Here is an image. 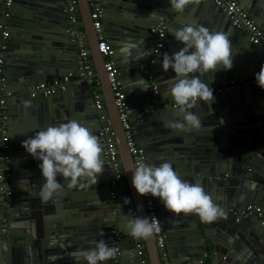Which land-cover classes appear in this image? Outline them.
Instances as JSON below:
<instances>
[{
  "label": "water",
  "instance_id": "obj_1",
  "mask_svg": "<svg viewBox=\"0 0 264 264\" xmlns=\"http://www.w3.org/2000/svg\"><path fill=\"white\" fill-rule=\"evenodd\" d=\"M70 1L75 3L68 13L65 7ZM235 1L264 32V0ZM99 6L102 34L113 52L111 58L129 118L134 124L140 118L135 124L136 141L146 163L159 166L171 162L182 179L200 184L224 209L225 216L205 223L194 213H170L155 197L158 216L164 223V250L158 251L153 238L134 239L126 234L128 218L148 216L132 185L129 169L133 165L118 112L110 104L112 92L87 2L11 0L1 88L8 95L6 126L13 195L8 211L0 197V264H77L70 253L88 250L101 239L118 250L106 264H264V224L255 214L237 220L247 206H257L264 215V90L255 80L264 65V52L231 27L212 0L186 6L183 13L170 10L169 0H99ZM69 17L75 22L70 23ZM160 22H166L164 47L161 53L152 54L154 30ZM184 25H202L212 32L229 34L234 52L232 69L205 74L203 82L251 81L247 88L214 96L210 106L198 104L191 109L200 115L204 126L193 132L164 126L180 118L169 95L170 82H161L176 74L171 68L163 70L162 58L184 46L169 33ZM77 38L83 43L80 47ZM82 49L91 57L101 83V109L96 108L86 80L71 83L48 98L27 99L28 89L38 84L68 73L77 79ZM152 85L157 87L155 95L150 91ZM68 120L89 128L98 140L102 127L113 132L124 180L115 198L109 189V170L104 166L96 184L81 181L83 186L69 187L68 180L58 175L63 191L47 203L41 201L40 186L45 182L38 167L41 161L27 153L22 142L37 131ZM4 217L8 219L5 229ZM14 224H26L34 230ZM113 239H117V246Z\"/></svg>",
  "mask_w": 264,
  "mask_h": 264
},
{
  "label": "clouds",
  "instance_id": "obj_2",
  "mask_svg": "<svg viewBox=\"0 0 264 264\" xmlns=\"http://www.w3.org/2000/svg\"><path fill=\"white\" fill-rule=\"evenodd\" d=\"M169 3L170 10L183 13L186 6H199L201 0H169ZM169 33L184 46L173 55L165 53L162 58L163 70L166 72L171 68L176 74L167 81L171 84L169 95L177 106L175 114L180 118L168 121L164 126L184 132L199 131L204 127L202 119L190 110L198 104L210 106L214 102V90L201 77L221 68L231 70L233 46L228 33L212 32L202 25H184ZM255 80L264 90V65L255 74ZM22 146L34 159L41 161L38 167L45 182L40 186L39 196L44 203L63 191L64 185L58 182V175L68 180L69 187H75L83 186L81 181L96 184L98 175L104 171L103 149L98 138L76 120L37 131L24 140ZM129 171L133 173L132 185L136 192L141 196L158 197L172 214L194 213L205 223L225 216L224 209L213 202L211 195L200 184L182 179L171 162L156 166L137 161ZM13 227L34 230L26 224H14ZM125 227L131 238L149 240L161 231V222L134 216L127 219ZM117 254L115 246H109L102 239L88 250L77 249L70 253L77 264L81 260L86 264H106Z\"/></svg>",
  "mask_w": 264,
  "mask_h": 264
},
{
  "label": "built area",
  "instance_id": "obj_3",
  "mask_svg": "<svg viewBox=\"0 0 264 264\" xmlns=\"http://www.w3.org/2000/svg\"><path fill=\"white\" fill-rule=\"evenodd\" d=\"M89 8V18L92 23V28L97 36V50L102 55L104 59L103 68L106 72V78L109 83V87L113 93V102L114 106L118 112V118L120 121V126L123 130L124 141L127 148V152L130 156L132 165L134 166L137 161L146 162L145 153L142 148H140L136 141V126L129 118L125 101V95L121 90L120 82L117 77V71L114 67L112 61V51L108 48V45L102 34V21H101V9L99 6V0H85ZM215 7L220 11L224 18L229 22L230 26L239 32L243 33L249 43L255 47H258L264 52V32L254 24L252 19L243 11L239 4L235 0H212ZM74 1H70L65 10L68 13H71L74 5ZM11 0H4L3 6L4 10L0 15V197L3 199L2 206L5 208V211L9 210L11 204V197L13 195L12 191V170H11V157L9 154L10 141L7 137V126H6V109H7V96L2 93L1 84L4 81V65H5V54L7 48V42L9 40V31L7 28V20L10 15L9 5ZM70 23H74L75 19L69 17ZM166 28V22H160L156 29L154 30L155 39L153 41V49L151 50L152 54L161 53L164 43V31ZM72 31V34H74ZM78 33V32H77ZM81 34V33H79ZM77 43L82 46L81 38H77ZM78 78H73L72 73L67 75L46 81L44 83L38 84L34 87L29 88L28 95L30 98L41 97L48 98L54 95L57 91H63L71 83H75L79 80H86L90 85H94L93 88L94 94L93 98L95 99V105L97 109H101L99 104L100 94L98 88L100 86L99 80L95 77V73L92 67V62L89 58V55L85 49L79 51L78 54ZM148 80L151 77L147 76ZM251 85L250 80H236V79H227L224 82H221L218 85L209 84V86L214 90L213 95L218 96L223 93H228L232 91H237L242 88H247ZM157 87L152 85L150 91L152 95L156 94ZM99 120L102 121L103 118L99 117ZM259 125H262L259 123ZM99 141L103 145L102 156L105 161V166L109 170V189L113 198L117 192L123 189V176L119 170L120 160L118 157V151L116 148L115 141L113 139V132L109 127H102L99 131ZM226 177L224 175L223 179ZM216 179L221 177L216 176ZM123 196H120L118 199H122ZM143 200L144 209L147 213L148 218L158 219L161 222V231L157 233L153 238L155 245L159 252L164 250L165 242V229L164 223L158 216V207L157 199L150 195L141 196ZM255 214L257 218L261 220V223L264 224V215L260 212V209L257 206H247L244 211H241L237 215V220L246 217L249 215ZM8 219L4 217L2 220L3 229L7 227ZM113 234L115 231H112ZM114 240V239H113ZM117 246V239L114 240ZM116 248V247H115ZM117 249V248H116ZM169 264V263H165Z\"/></svg>",
  "mask_w": 264,
  "mask_h": 264
},
{
  "label": "crops",
  "instance_id": "obj_4",
  "mask_svg": "<svg viewBox=\"0 0 264 264\" xmlns=\"http://www.w3.org/2000/svg\"><path fill=\"white\" fill-rule=\"evenodd\" d=\"M225 19V18H224ZM95 33V32H94ZM102 57V56H101ZM89 58H90V60H91V57L89 56ZM103 58V57H102ZM91 62H92V60H91ZM104 69V68H103ZM95 73V72H94ZM96 76V75H95ZM97 78V77H96ZM98 79V78H97ZM99 80V79H98ZM161 82H167V80H162ZM93 84L91 85V90H92V94H94V88H93ZM109 86V85H108ZM98 91H99V94H100V100L102 99V97H103V94H102V90H101V83H100V86H99V88H98ZM113 96L110 98V104L112 105V107L114 108V110L116 111V108L114 107V104H113ZM27 99H29V97H27ZM13 106H15V105H13ZM16 107V106H15ZM137 122H140V118H138L137 119ZM136 122V123H137ZM135 123V124H136ZM148 130V129H147ZM136 132H137V129H136ZM140 196V204H141V209H142V211H143V213H146L145 212V209H144V205H143V201H142V199H141V195H139ZM147 215V214H146ZM154 239V238H153ZM156 246V245H155Z\"/></svg>",
  "mask_w": 264,
  "mask_h": 264
},
{
  "label": "bare ground",
  "instance_id": "obj_5",
  "mask_svg": "<svg viewBox=\"0 0 264 264\" xmlns=\"http://www.w3.org/2000/svg\"><path fill=\"white\" fill-rule=\"evenodd\" d=\"M100 54V53H99ZM102 56V55H101ZM104 64V63H103ZM105 74H106V72H105ZM106 80H107V78H106ZM100 82V81H99ZM88 83V82H87ZM107 83H108V80H107ZM89 84V83H88ZM90 85V84H89ZM108 85H109V83H108ZM91 86V85H90ZM110 88V87H109ZM111 90V89H110ZM28 91H29V89H28ZM27 91V92H28ZM112 92V91H111ZM112 96H113V93H112ZM27 97H29V95L27 94ZM30 98V97H29ZM113 104H114V102H113ZM112 231H115V233L113 234V232ZM117 232H116V229L115 228H112V230H111V234H113V235H115Z\"/></svg>",
  "mask_w": 264,
  "mask_h": 264
}]
</instances>
